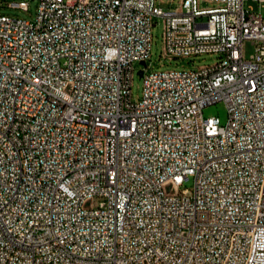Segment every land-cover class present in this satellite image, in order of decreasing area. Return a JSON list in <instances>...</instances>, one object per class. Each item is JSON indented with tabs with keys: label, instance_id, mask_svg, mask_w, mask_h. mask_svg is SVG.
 <instances>
[{
	"label": "built area",
	"instance_id": "2783aa9c",
	"mask_svg": "<svg viewBox=\"0 0 264 264\" xmlns=\"http://www.w3.org/2000/svg\"><path fill=\"white\" fill-rule=\"evenodd\" d=\"M247 1L0 13V264H264V15ZM160 16L165 57L218 61L147 72ZM220 101L226 124L203 114Z\"/></svg>",
	"mask_w": 264,
	"mask_h": 264
},
{
	"label": "rangeland",
	"instance_id": "374dc122",
	"mask_svg": "<svg viewBox=\"0 0 264 264\" xmlns=\"http://www.w3.org/2000/svg\"><path fill=\"white\" fill-rule=\"evenodd\" d=\"M22 0H0V13L8 14L15 17L25 18L29 20L35 19L37 15V10L39 6V0H25L29 3V11H25L16 7H12L11 4L14 2H20ZM181 0H156V3L159 7L163 9L164 12L177 11L180 9ZM212 4L202 1L201 7L208 8ZM253 8L255 12L262 13L264 15V3H259L258 1H247L246 8ZM207 18H200L199 21H206ZM155 25L152 29V48L151 56L148 60L149 69L147 72L153 71H162V70H183L191 69L194 67H200L205 65L214 64L219 59L217 54H203L192 58H176L170 59L165 57L164 54V17H155ZM253 51L251 46H248V52ZM135 72L133 77L132 84V93L134 101L142 99L144 92V79L139 74L140 69L144 68V65L136 62ZM203 114L205 117L217 116L220 117L222 124H226L229 119V112L225 102L220 101L214 104H211L204 108ZM194 187V178L189 177L188 180H185L183 185L180 187V191L188 189L192 191Z\"/></svg>",
	"mask_w": 264,
	"mask_h": 264
},
{
	"label": "water",
	"instance_id": "95a60500",
	"mask_svg": "<svg viewBox=\"0 0 264 264\" xmlns=\"http://www.w3.org/2000/svg\"><path fill=\"white\" fill-rule=\"evenodd\" d=\"M143 64H145V63L143 62ZM139 74L142 76V75H143V71L141 70V71L139 72Z\"/></svg>",
	"mask_w": 264,
	"mask_h": 264
}]
</instances>
